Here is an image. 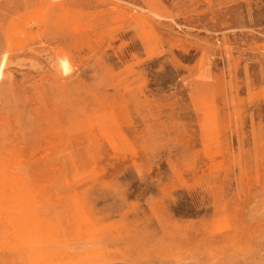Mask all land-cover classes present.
<instances>
[{
	"label": "rangeland",
	"instance_id": "rangeland-1",
	"mask_svg": "<svg viewBox=\"0 0 264 264\" xmlns=\"http://www.w3.org/2000/svg\"><path fill=\"white\" fill-rule=\"evenodd\" d=\"M0 264H264V0H0Z\"/></svg>",
	"mask_w": 264,
	"mask_h": 264
}]
</instances>
